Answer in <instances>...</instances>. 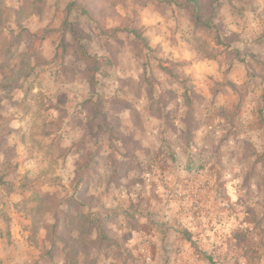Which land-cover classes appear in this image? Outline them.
<instances>
[{
    "label": "rangeland",
    "instance_id": "374dc122",
    "mask_svg": "<svg viewBox=\"0 0 264 264\" xmlns=\"http://www.w3.org/2000/svg\"><path fill=\"white\" fill-rule=\"evenodd\" d=\"M257 62L264 0H0V264H184L171 205L264 192V132L228 128H264Z\"/></svg>",
    "mask_w": 264,
    "mask_h": 264
},
{
    "label": "crops",
    "instance_id": "0c3cea01",
    "mask_svg": "<svg viewBox=\"0 0 264 264\" xmlns=\"http://www.w3.org/2000/svg\"><path fill=\"white\" fill-rule=\"evenodd\" d=\"M251 58L254 57L251 56ZM259 61L263 62L262 59ZM257 66L264 68L259 62H257ZM247 82L246 85L253 87V83H250L249 80ZM261 82H264V80ZM240 115H242L241 118L239 117ZM247 115L249 116V112L245 111L243 114H238L234 118L236 122L234 121L233 125L228 126L229 129H233V133L237 131V133L239 132L244 137V145L238 146L237 150H235L236 148L234 149L235 143L229 147L235 150L233 152L237 156H239L238 152L241 151L240 148H243V152L251 149L258 152L257 147L252 142L255 135L259 134L262 137V133L264 132L263 127H255L253 121L248 122L246 119ZM262 152H264V149ZM244 158V164H241V159L237 160V162L236 160L229 162L227 164L229 166L228 173L218 171L212 177V180H215L217 185L224 182L237 185L238 182V184L249 185L248 187H250L254 183L250 177L253 166L249 165L250 160L246 159V157ZM229 169L231 170L229 171ZM170 172L169 170L168 173ZM225 175L228 178L227 181L224 180ZM256 178V180L260 179L264 181L261 175L256 176ZM263 199L264 192L254 193L250 188H246L244 192L240 191L235 194L228 191L225 196L220 194L219 191L216 194H211V196L204 195L202 197L203 205L213 209L210 211V216L213 218L208 220L205 218V214L202 213L200 214L202 217L197 215L198 221L195 224L191 223V219L188 217L190 214H186L182 207H180L182 211L179 210L177 212V207L171 205L173 210L170 213L173 215V219L176 218V220L182 221L184 230L196 232V243L193 246L191 242L188 243L184 239L179 240L181 243L183 242V247L187 249L184 256L186 261L184 264H264V248L260 245L261 242H264V218L262 217L263 215L261 216L259 207H253L254 200ZM225 202L231 203L232 208L230 210L223 208V203ZM262 212L264 213V211ZM206 213L209 216L208 211ZM182 218L186 219L183 220ZM255 238L259 240L258 243H256ZM198 260L200 261L198 262Z\"/></svg>",
    "mask_w": 264,
    "mask_h": 264
},
{
    "label": "built area",
    "instance_id": "2783aa9c",
    "mask_svg": "<svg viewBox=\"0 0 264 264\" xmlns=\"http://www.w3.org/2000/svg\"><path fill=\"white\" fill-rule=\"evenodd\" d=\"M202 185V184H201ZM175 194V196H180V197H182V194H181V191H179V190H175V192H174Z\"/></svg>",
    "mask_w": 264,
    "mask_h": 264
},
{
    "label": "trees",
    "instance_id": "16d2710c",
    "mask_svg": "<svg viewBox=\"0 0 264 264\" xmlns=\"http://www.w3.org/2000/svg\"><path fill=\"white\" fill-rule=\"evenodd\" d=\"M140 38H142L141 36H140ZM263 113V112H262ZM263 115V114H262ZM261 120H262V122H263V124H264V117L263 116H261Z\"/></svg>",
    "mask_w": 264,
    "mask_h": 264
}]
</instances>
